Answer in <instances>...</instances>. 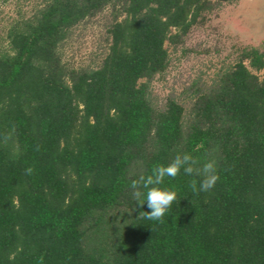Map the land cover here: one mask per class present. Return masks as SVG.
<instances>
[{
	"label": "trees",
	"instance_id": "trees-1",
	"mask_svg": "<svg viewBox=\"0 0 264 264\" xmlns=\"http://www.w3.org/2000/svg\"><path fill=\"white\" fill-rule=\"evenodd\" d=\"M110 6L106 53L71 67L68 31ZM210 0H44L12 24L0 53V264H264V37L189 107L153 103L168 66ZM189 153L218 180L165 177L162 220L133 196L157 165Z\"/></svg>",
	"mask_w": 264,
	"mask_h": 264
},
{
	"label": "rangeland",
	"instance_id": "rangeland-1",
	"mask_svg": "<svg viewBox=\"0 0 264 264\" xmlns=\"http://www.w3.org/2000/svg\"><path fill=\"white\" fill-rule=\"evenodd\" d=\"M212 7L191 26L178 45L165 43L168 66L150 82L154 104L174 97L189 107L193 91L211 83L215 75L233 65L244 48H261L264 37V0H210ZM44 0H0V53L9 50L12 24L31 17ZM110 6L73 26L60 43L63 63L96 67L107 51Z\"/></svg>",
	"mask_w": 264,
	"mask_h": 264
},
{
	"label": "clouds",
	"instance_id": "clouds-1",
	"mask_svg": "<svg viewBox=\"0 0 264 264\" xmlns=\"http://www.w3.org/2000/svg\"><path fill=\"white\" fill-rule=\"evenodd\" d=\"M198 160L189 153L177 155L174 160L167 165H157L152 173L146 177H141L140 181H134L133 187L142 183L144 191L137 189L133 196L141 205L145 202L150 211L145 212V218L153 221H160L169 211L173 201L176 199V192L167 188H161L165 177H175L183 169L186 174L196 173L201 176L199 185L193 181V191H208L214 187L218 180L216 161L209 159L201 167H197Z\"/></svg>",
	"mask_w": 264,
	"mask_h": 264
}]
</instances>
